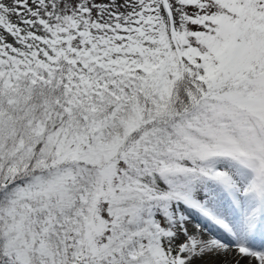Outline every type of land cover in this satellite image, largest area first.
<instances>
[{
  "label": "snow or ice",
  "instance_id": "obj_1",
  "mask_svg": "<svg viewBox=\"0 0 264 264\" xmlns=\"http://www.w3.org/2000/svg\"><path fill=\"white\" fill-rule=\"evenodd\" d=\"M0 264H264V0H0Z\"/></svg>",
  "mask_w": 264,
  "mask_h": 264
}]
</instances>
